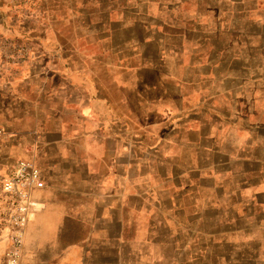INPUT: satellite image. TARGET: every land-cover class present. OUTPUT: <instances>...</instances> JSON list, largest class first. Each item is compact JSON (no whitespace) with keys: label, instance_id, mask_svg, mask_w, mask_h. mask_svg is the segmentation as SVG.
Instances as JSON below:
<instances>
[{"label":"crops","instance_id":"obj_1","mask_svg":"<svg viewBox=\"0 0 264 264\" xmlns=\"http://www.w3.org/2000/svg\"><path fill=\"white\" fill-rule=\"evenodd\" d=\"M192 1L41 0L39 22L1 26L31 46L0 71V173L30 160L45 181L26 263L264 264V100L205 79Z\"/></svg>","mask_w":264,"mask_h":264},{"label":"rangeland","instance_id":"obj_2","mask_svg":"<svg viewBox=\"0 0 264 264\" xmlns=\"http://www.w3.org/2000/svg\"><path fill=\"white\" fill-rule=\"evenodd\" d=\"M40 1L32 0L30 16L24 21L14 20L10 16L8 8L5 5L0 6V28L4 26L6 30L11 29V27L19 29V27L24 28L31 20L39 22L43 18V14L39 9ZM183 7L193 11V22L195 20L202 22V27L194 28L198 33L186 36L188 40L195 43L191 56L207 58V63L202 67L205 79L218 78L217 85L224 90L254 91L255 98L252 100L259 103L256 110H260L264 100L261 96V92L264 91V17L251 12L248 3L242 4L239 7L240 9H236L233 14L229 0H220L219 2L216 0H193L185 3V5L183 4L182 7L180 3V9ZM204 15H206L205 18ZM233 22H235L234 25ZM237 24L238 32L232 31V27L236 28ZM16 41H21V39ZM215 43L220 44L222 47L221 53L217 56L221 60L218 65L214 63V60H208L211 57ZM200 52L202 53L200 54ZM184 56H187V54H184ZM212 58H215V56ZM177 72L183 73L181 68L177 69ZM192 73H194V69ZM211 85H213V82L209 83L207 89ZM248 149L253 148L243 146L244 151ZM256 149L257 160H264V149ZM239 165L241 169L247 167V165L242 167V162ZM255 168L264 172V162L256 161ZM219 261L217 259H207L208 264H217ZM177 264L184 263L177 261ZM191 264H204V260L191 259Z\"/></svg>","mask_w":264,"mask_h":264},{"label":"built area","instance_id":"obj_3","mask_svg":"<svg viewBox=\"0 0 264 264\" xmlns=\"http://www.w3.org/2000/svg\"><path fill=\"white\" fill-rule=\"evenodd\" d=\"M3 5L14 20L24 21L30 16L32 0H0ZM30 50L28 42L14 41L0 33V71L26 60ZM4 132L0 128V136ZM44 185L41 169L30 160H19L9 173H0V240L8 242L0 253V264H30L24 261L26 229L38 206L33 194Z\"/></svg>","mask_w":264,"mask_h":264}]
</instances>
